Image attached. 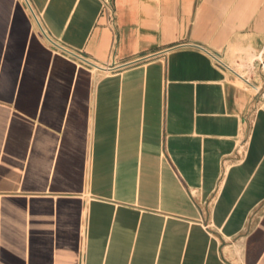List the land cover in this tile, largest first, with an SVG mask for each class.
I'll list each match as a JSON object with an SVG mask.
<instances>
[{"label":"crops","instance_id":"crops-1","mask_svg":"<svg viewBox=\"0 0 264 264\" xmlns=\"http://www.w3.org/2000/svg\"><path fill=\"white\" fill-rule=\"evenodd\" d=\"M0 264H264V0H0Z\"/></svg>","mask_w":264,"mask_h":264},{"label":"built area","instance_id":"built-area-1","mask_svg":"<svg viewBox=\"0 0 264 264\" xmlns=\"http://www.w3.org/2000/svg\"><path fill=\"white\" fill-rule=\"evenodd\" d=\"M107 4H108V0H102V10L105 11V9L107 8ZM43 33L48 38V40L50 41V43H52V44H54L56 46V49H61V51H63V52L68 51L66 48L57 45L49 36H47V34L44 31H43ZM85 62H87V61L85 60Z\"/></svg>","mask_w":264,"mask_h":264}]
</instances>
